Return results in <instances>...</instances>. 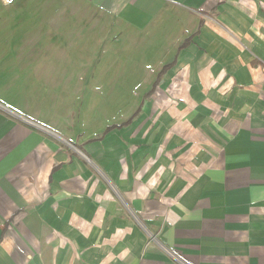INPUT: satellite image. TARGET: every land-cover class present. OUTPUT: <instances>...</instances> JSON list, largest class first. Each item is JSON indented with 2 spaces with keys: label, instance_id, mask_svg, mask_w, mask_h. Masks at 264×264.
<instances>
[{
  "label": "crops",
  "instance_id": "0c3cea01",
  "mask_svg": "<svg viewBox=\"0 0 264 264\" xmlns=\"http://www.w3.org/2000/svg\"><path fill=\"white\" fill-rule=\"evenodd\" d=\"M33 2L68 47L0 36V104L47 129L0 108V264H264V0Z\"/></svg>",
  "mask_w": 264,
  "mask_h": 264
},
{
  "label": "rangeland",
  "instance_id": "374dc122",
  "mask_svg": "<svg viewBox=\"0 0 264 264\" xmlns=\"http://www.w3.org/2000/svg\"><path fill=\"white\" fill-rule=\"evenodd\" d=\"M46 8L40 4L34 3L33 0H27L26 3L4 7L0 4V36H6L9 33H17L23 35L31 34L33 31L37 32V39L34 40L36 45L42 47H68L67 40H60L53 38L52 34V15L45 11ZM42 31L43 37L39 34ZM126 41V40H125ZM130 38H128V42ZM78 42V40H77ZM94 42V41H93ZM2 46H4L2 44ZM30 46V45H29ZM78 48V44L75 45ZM94 45H92V48ZM158 58L150 61V68L146 67L144 71L140 68L133 70V75L123 81L121 87L112 86L109 88L107 96L114 98L116 95H120L121 89L123 90L124 103H138L141 100L142 91L149 89L150 80H146L143 76L146 74H152L154 67L157 65ZM131 71H125V76H128ZM138 74L137 77L134 74ZM147 75V74H146ZM141 77L143 79H141ZM123 86V87H122Z\"/></svg>",
  "mask_w": 264,
  "mask_h": 264
},
{
  "label": "built area",
  "instance_id": "2783aa9c",
  "mask_svg": "<svg viewBox=\"0 0 264 264\" xmlns=\"http://www.w3.org/2000/svg\"><path fill=\"white\" fill-rule=\"evenodd\" d=\"M15 3V0H0V4L4 7H8V6H12L13 4ZM0 108L3 109L4 111L10 113L11 115H14L16 117H18L19 119H21L23 122H25L26 124H29L35 128H38L42 131H46L47 132V129L39 124H36L34 122H32L31 120H28L24 117H20L18 116L17 114H15L14 112H12L10 109H8L7 107L3 106L0 104ZM67 146H69L70 148L72 149H75L70 143H67L66 144Z\"/></svg>",
  "mask_w": 264,
  "mask_h": 264
}]
</instances>
